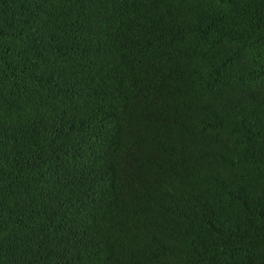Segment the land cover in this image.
I'll list each match as a JSON object with an SVG mask.
<instances>
[{"label": "trees", "instance_id": "16d2710c", "mask_svg": "<svg viewBox=\"0 0 264 264\" xmlns=\"http://www.w3.org/2000/svg\"><path fill=\"white\" fill-rule=\"evenodd\" d=\"M0 264H264V0H0Z\"/></svg>", "mask_w": 264, "mask_h": 264}]
</instances>
